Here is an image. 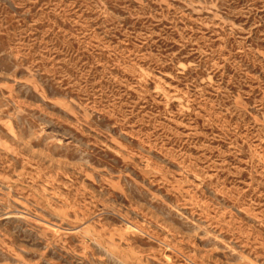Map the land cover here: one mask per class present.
Masks as SVG:
<instances>
[{"label": "rangeland", "instance_id": "obj_1", "mask_svg": "<svg viewBox=\"0 0 264 264\" xmlns=\"http://www.w3.org/2000/svg\"><path fill=\"white\" fill-rule=\"evenodd\" d=\"M0 264H264V0H0Z\"/></svg>", "mask_w": 264, "mask_h": 264}]
</instances>
